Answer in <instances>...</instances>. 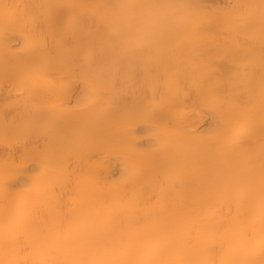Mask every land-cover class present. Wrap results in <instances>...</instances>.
Here are the masks:
<instances>
[{
    "label": "bare ground",
    "instance_id": "obj_1",
    "mask_svg": "<svg viewBox=\"0 0 264 264\" xmlns=\"http://www.w3.org/2000/svg\"><path fill=\"white\" fill-rule=\"evenodd\" d=\"M0 264H264V0H0Z\"/></svg>",
    "mask_w": 264,
    "mask_h": 264
}]
</instances>
